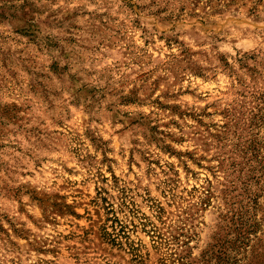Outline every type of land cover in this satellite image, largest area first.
I'll return each instance as SVG.
<instances>
[{"label":"clouds","instance_id":"clouds-1","mask_svg":"<svg viewBox=\"0 0 264 264\" xmlns=\"http://www.w3.org/2000/svg\"><path fill=\"white\" fill-rule=\"evenodd\" d=\"M17 2L23 3V0ZM33 2L38 8L46 9L37 17L38 22L50 13H57L50 18L55 20L78 13L64 23L67 34L78 38L71 46L62 45L50 54L36 53L22 68L16 57L34 52V49L26 48V38L15 36L10 27H0V54L10 49L11 56V61L5 62L0 55V108L16 105L23 109L17 113L18 118L23 117L17 124L0 117V264H51V257L40 256L34 251L37 247L57 248V255L64 259V264H114L107 256L100 257L96 241L90 240L88 245L79 242L80 236L75 234L77 230L72 220H68L73 223L70 229L54 230L46 226L41 209L24 194L21 186L38 184V191L43 188L53 192L60 190V184H66V194L75 200L76 184L70 181L77 177L85 183L94 179L95 173L103 167L101 153L107 151L111 133L119 126L116 122L145 111L140 107H121V100L126 96H139L136 104L146 103L147 111H151L152 101L157 98L164 103L176 102L165 99V91L190 87L192 99L185 97L180 101L181 107L199 113L203 107L201 96L204 103H208L211 94L214 99L232 100L239 105L264 92V76L251 80L237 63L250 49L260 51L264 57V0H260L258 11L251 17L247 9L256 0H239L230 13L231 26L227 31L214 28L213 21L218 17L208 14L207 9L211 7L208 0H199L200 8L196 10L203 8L201 16L208 17L203 29L180 33L182 40L189 37L188 43H178L163 55H159L162 46H154L158 53L155 57L143 42L151 41L161 32L165 33V38L176 37L174 17L188 0ZM226 3L228 0H212V4L221 9ZM100 14H103V25L97 19ZM170 16L173 17L171 23L165 20ZM74 24L80 25L79 31L73 29ZM245 41L249 43L246 45ZM221 55L227 58V66L221 62ZM52 60H56L60 68L55 75L47 67ZM142 72L147 75L134 78ZM196 75H200L199 81L193 79ZM149 77L157 80L159 90ZM204 81L210 82L206 88L201 86ZM30 82L42 86L30 92ZM105 106L111 111L105 113ZM101 113H105L103 118ZM222 122L216 115L217 125ZM257 131L264 137V129ZM236 135H242V130ZM234 143L235 138L230 139L228 148ZM260 156L264 159V150ZM45 159L49 163L40 172L48 174L39 179L29 178L27 174L35 171L36 165ZM183 163L193 166L192 161H184L181 166ZM256 168L257 161L240 153L234 175L225 174L215 181L211 192L206 193L201 187L193 196L180 193L174 200L166 201L165 207L167 203H172L173 207L162 221L157 220L152 205L140 207L137 226L142 227L143 220L164 239L156 242L157 249H152L139 231L133 240L142 241L143 252L151 250L153 257L161 256L168 264H174L176 256L188 252L191 256L186 264H198L201 252L216 244L213 239L216 234L236 242L234 247L227 249L229 264H264V173L256 172L258 182L247 180L250 171ZM53 181L55 185L48 187ZM202 183L206 185V181ZM221 188L227 189L223 195ZM17 189H21L19 195L15 194ZM202 196L212 199L207 210L201 207ZM254 197H258V203L250 206V199ZM241 204L246 210L242 226L230 221ZM148 207L152 210H147ZM132 227L129 224V228ZM173 235L178 238L176 241H172ZM120 254L124 259L117 257L118 264H129L132 257L126 246ZM146 264H153V261Z\"/></svg>","mask_w":264,"mask_h":264},{"label":"rangeland","instance_id":"rangeland-1","mask_svg":"<svg viewBox=\"0 0 264 264\" xmlns=\"http://www.w3.org/2000/svg\"><path fill=\"white\" fill-rule=\"evenodd\" d=\"M238 2L239 0H228L221 9L212 4V0H208L211 5L207 9L208 14L218 17L213 21L214 28L228 30L231 26L230 13ZM259 3L260 0H256V3L247 9L250 17L258 11ZM198 8H200L199 0H188V3L177 10L174 17L177 36L165 38V33L161 32L151 41L145 40L144 47L151 49L150 54L155 57L158 53L154 46H162L163 51L159 55H163L169 49L175 48L178 43H188L189 37H184L182 40L180 33L203 29L208 19L207 16H201V12L205 10L201 8L197 11ZM45 10L38 8L33 0H23V3H18L17 0H0V27H10L15 36L26 38V48L31 46L34 49V52L29 51L16 57L22 68L25 61H32L36 53L50 54L62 45L71 46L78 38L76 35H68V30L64 27L65 21H71L78 13L73 12L60 20L50 19L57 14L50 13L49 17L38 22L37 17L43 15ZM236 10L239 11V9ZM102 16L103 14H100L97 18L100 25L104 24ZM165 20L171 23L173 17H165ZM157 24L159 26V22ZM72 27L76 31L80 29V25L74 24ZM247 43L249 42L245 41L246 45ZM21 52L24 53V50ZM0 55L5 62L11 61L10 49ZM220 60L227 66L228 60L224 55H221ZM249 62H252L251 65ZM237 63L251 80H259L261 76H264V57L261 56L260 51L250 49L244 52ZM47 67L54 75L60 71L56 60H52ZM146 75L142 72L139 77L134 78L139 79ZM200 78V75L193 77L195 81H199ZM149 79L159 90L160 84L157 80L151 77ZM209 84L210 82L204 81L201 86L206 88ZM41 86L30 82L29 91L34 92ZM163 95L165 99H174L176 102L164 103L157 98L152 101V110L147 111L146 103L136 104L139 96H126L121 100L123 108L140 107L145 111L135 114L131 119L121 118L116 122L119 126L111 133L110 143L105 141L109 143V147L105 153H101L100 163L103 167L95 173L94 179H88L87 183L79 177L70 181L76 184L75 200H72L70 194H66L68 191L66 184H60V190L53 192L43 188L38 191V184L21 186L24 194L28 195L30 200L41 209L43 223L46 226L54 230L63 227L70 229L73 223H69L68 220H72L77 230L75 234L80 236L79 242L88 245L90 240L96 241L100 257L107 256L114 264H118L117 257L119 260L124 259L120 253L124 251L125 246L132 257L129 264H146L148 261H153V264H168V261L161 256L153 257L151 250L143 252L142 241L133 240V236L139 231L142 237L148 239L151 248L157 249L156 242L164 239L158 231L153 230L143 220H141L143 226H137V213L140 207L152 205L156 209L157 220H164L169 214L168 210L173 207L172 203H167L165 207L166 201L174 200V197L180 193L193 196L201 187L206 193L211 192L215 181L225 174H235L236 160L240 153L258 162V168L250 171L248 181L258 182L256 172L264 173V159L260 156L261 151L264 150V137H260L257 131L264 129V92L254 95L252 100H246L239 105L232 100L214 99L211 94H209L208 103H204L201 96L199 99L203 107L199 113H196L194 109L188 111L181 107L180 101L185 97L188 100L192 99L193 91L190 87L177 89L175 92L165 91ZM22 110L16 105L5 106L0 108V117L17 124L18 119H23V117H17V113ZM109 111L111 109L105 106V113ZM105 113H101L102 118ZM216 115H219L223 121L219 126L216 123ZM124 116H128L127 111L124 112ZM105 122L108 121L105 120ZM97 123L100 121L98 120ZM241 130L242 135L237 136L236 132ZM232 138H235L236 143L232 148H228V142ZM184 161H192L193 166L187 163L181 166ZM47 163L49 161L45 159L43 163L37 164L35 171L27 174L28 177L35 176L39 179L48 174L40 172ZM68 175H71V170H68ZM205 181L206 185L202 183ZM55 183L53 181V184L48 187L54 186ZM20 190L17 189L15 194L19 195ZM220 192L223 195L227 189L221 188ZM181 198L183 199V196ZM69 200L72 202L69 203ZM212 203V199L208 196L201 197L203 209L207 210ZM257 203L258 197L250 199V206H255ZM147 210H152V207H148ZM233 215L231 217L233 223H239L241 226L245 223L246 210L243 204L233 212ZM129 217L132 219L129 220ZM129 224L133 227L129 228ZM75 234L69 233V235ZM64 239L67 240L68 236ZM177 239L175 235L172 236V241ZM213 239L216 240V247L217 244L220 249L225 247V256L222 255L224 259L220 263L212 259L211 264L213 262L229 264L227 249L234 247L236 242L216 234L213 235ZM208 248L201 252L198 264H201L202 255ZM34 251L40 256L51 257V264H57V260L59 264H64V259L58 257V249L55 247H37ZM181 255L188 260L191 253Z\"/></svg>","mask_w":264,"mask_h":264},{"label":"trees","instance_id":"trees-1","mask_svg":"<svg viewBox=\"0 0 264 264\" xmlns=\"http://www.w3.org/2000/svg\"><path fill=\"white\" fill-rule=\"evenodd\" d=\"M234 216V215H233ZM230 221L233 223V218H230ZM241 225V224H240ZM225 254V247L221 248L215 245L209 246L207 251L202 255V261H200L201 264H211L212 259L216 261L217 263H220L224 257L222 258V255ZM225 256V255H224ZM187 260L186 257L180 255L175 260V264H186Z\"/></svg>","mask_w":264,"mask_h":264}]
</instances>
